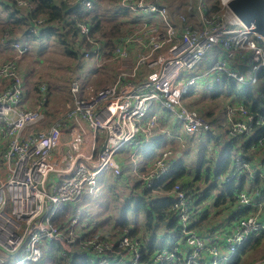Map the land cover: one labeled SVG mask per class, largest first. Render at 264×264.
<instances>
[{
  "label": "built area",
  "instance_id": "built-area-1",
  "mask_svg": "<svg viewBox=\"0 0 264 264\" xmlns=\"http://www.w3.org/2000/svg\"><path fill=\"white\" fill-rule=\"evenodd\" d=\"M14 1L25 11L35 2ZM62 1L75 7L85 21L94 16L97 0ZM230 1L219 0L226 10L222 13L221 8L209 12L201 0H189L183 13L154 0H118L117 7L135 21V26L127 28L110 50L105 42L98 43L89 36L86 23L79 22L80 34L92 44L85 58L94 61L96 68H104L109 62L119 63L120 68L112 84L87 96H83L81 82L72 80V107L48 128H39L43 130L29 128L37 125L43 112L25 107L24 85L17 71L23 51L19 43H8L17 59L0 66V79L11 81L0 92L1 138L5 144L0 166V264H37L44 252L53 249L72 257L79 238L75 227L80 220L71 214L62 232L56 224L61 213L70 203L78 202L85 191L94 195L97 179L106 172L120 175L118 153L129 149L128 157L135 161L151 144L154 133H168L157 120L158 112L173 115L189 137L210 134L211 124L181 104L201 80L192 72L208 52L213 53L214 61L201 75L208 89L225 81L253 90L264 81V38L230 12ZM39 91V105L43 107L46 85H40ZM256 105L254 108L243 100L227 111L226 133L232 147L225 149L224 145L222 151H227L230 164L225 171L217 170L216 179L223 185L221 191L230 184L235 186L236 210L221 228L223 241L200 236L193 224L197 203L192 193L174 184L160 195L169 199L179 238L171 249L157 248L151 264H228L254 234L264 233V156L263 163L256 165L241 150L251 145L254 152L264 151V104ZM79 121L87 128L66 137L63 130L67 125ZM216 151L208 148L210 153ZM213 158L211 155L210 160ZM176 163V153L165 149L145 174L140 176L144 172L137 171L134 175L143 188L154 190L160 183L171 181ZM258 180L263 181L262 186H257ZM242 181L245 187L237 189ZM80 247L91 255L86 264H138L141 259V246L130 229L117 237L89 238L80 242ZM115 248L120 249L117 252L121 256L112 255ZM19 253H23L21 259ZM258 264H264V258Z\"/></svg>",
  "mask_w": 264,
  "mask_h": 264
},
{
  "label": "rangeland",
  "instance_id": "rangeland-1",
  "mask_svg": "<svg viewBox=\"0 0 264 264\" xmlns=\"http://www.w3.org/2000/svg\"><path fill=\"white\" fill-rule=\"evenodd\" d=\"M117 2L118 0H104V8L102 9L103 14L99 16L100 28L102 31L116 27V25L119 24V21L123 18V16L116 19L112 18L109 7L112 3L118 12L121 14L123 13V11L117 7ZM194 2L197 3V0H194ZM213 2L214 0H201V3L204 4L205 8L209 12L212 11ZM188 4L189 0L187 2V6ZM221 4L220 11L225 13L226 10L222 8ZM3 8L4 7H1L0 5V28L3 26V23L7 21L8 15V12H5ZM183 9L185 10L186 8ZM133 26L135 25L129 23L126 25V29ZM16 32H18V30ZM41 44L45 45V50L42 52H40L39 49ZM22 45L20 44L21 47ZM32 45L33 44L30 42L25 44V46L30 47ZM34 47L33 52L30 50L27 51L28 53L26 52L27 54L21 58V62L19 64V67L20 65L23 67H21L23 75L20 76L24 85L25 99H27L25 103L27 105L25 106H27L29 110L37 109L40 112H43V117L37 125H33L29 128L43 130L39 128L48 127L49 124L55 123L58 119H62L63 116H65L74 102L73 97L69 92V85L72 78H74V80L80 79L79 81L81 82L83 88V96H87L94 94L100 89L112 84L117 74L118 68L116 66L109 65L114 64L112 62L106 64L104 68H96V63L86 59L85 57V59L79 60L71 59L70 57L64 55L56 39L51 36H46L45 39H41ZM0 52H4V49L0 48ZM9 52L10 54L12 53L9 59L8 57L0 56V64L17 59V53L15 50H10ZM105 58L108 59L109 56H106ZM213 61V53L208 52L198 68L194 70L192 74L203 80L201 75L211 67ZM77 77H79V79H77ZM1 82L2 79H0V86L2 84ZM42 84L46 85L48 93V102L45 105V108L39 105L38 101V87ZM226 85L229 86V84ZM7 86H9V83L3 85L0 92ZM192 89V92L181 100V104L187 109L196 111L203 119L211 124L212 130L210 132V137L209 134L205 133H199L196 136L189 137L180 128L173 115L168 117L170 118V122L175 124L178 128V131L175 133L178 136L176 140L177 144L180 145L182 143L189 149L186 153L187 156L182 154L181 157L184 174L180 178V181L186 185H193V191H191V193L193 194L195 201L196 198H198V194L195 195L194 192L202 193V189H205L206 187V182L216 186L212 190H209L210 198L205 201L202 200L203 202L201 201V203H199L196 209L199 214L196 217L194 216V218H198L200 217V214L205 213H207L205 215H210L212 217L216 215L214 211L216 208V205L214 204L215 199L220 195L223 187L220 181L216 179V161L220 157L226 156L227 151H222V149L226 143L230 142V138L226 133L229 126L227 120L228 107L237 103H242L244 100L243 94L246 91V86L236 85L234 89L225 87L224 89H221V95L217 98L213 97L215 90L208 89L205 81L204 85L200 81L197 82ZM249 90L251 91V89ZM259 90H264V81L258 82L256 90L254 91L255 96L259 94ZM209 113H212V116H208ZM158 119L159 117L157 120ZM167 135L169 136V133ZM199 136L204 137L203 139H200ZM209 147L216 148L218 151L210 153L208 152ZM165 149H171L174 152L177 151L175 146L167 147L162 145L159 152L155 153V159H157L160 153ZM235 150L236 148L232 149V153L235 152ZM131 152L132 151H130V153ZM211 155H214L213 160H210ZM203 157L205 163L202 168H200V162ZM139 158L140 157L137 159L138 164H140ZM134 162L135 161L130 159L131 167L125 170V174L128 176V181L131 186L130 187L128 185L129 189L126 192L118 190L120 187H125V184L121 182L122 180H119L120 177L113 176L110 172H106L97 179L94 195H90L87 191H85L78 202H72L69 206L65 207L62 212L63 215H60L59 218H67L71 214L77 215L80 220L79 223H88L89 226L97 228L98 231L101 232L102 236L107 235L109 229L121 221H125L129 224L138 223L139 226H141V232L146 234V231L144 230L146 212H137L136 204L139 200H142L146 205H148L151 200H156L155 198L160 196H157L156 193H143L142 191H139L141 189L140 187L133 188L139 182L136 175L133 174L134 170L137 168V162ZM152 162L153 161L151 160L149 161L151 164ZM147 170H149V164L145 171H143L144 173L140 176L145 174ZM197 175L199 178H196ZM159 187H155L154 190H159ZM134 189L136 191H134ZM128 206L129 208L125 210ZM222 215H227V211L222 212ZM210 224L211 223L209 222L204 223L202 225L203 231ZM253 237L259 239L260 234L256 233ZM176 243L177 242H174L171 237L167 238L165 241V245L167 246L172 244L175 245ZM73 249L75 251V246H73ZM47 252L51 251H46V253ZM60 253L62 255V250ZM22 255L23 253H19L18 259H21ZM263 258L264 235L258 240L255 246L246 249V253L242 255L238 264H258Z\"/></svg>",
  "mask_w": 264,
  "mask_h": 264
},
{
  "label": "trees",
  "instance_id": "trees-1",
  "mask_svg": "<svg viewBox=\"0 0 264 264\" xmlns=\"http://www.w3.org/2000/svg\"><path fill=\"white\" fill-rule=\"evenodd\" d=\"M0 5L1 7H4L3 9L5 12H8L7 21H5L3 23V26L0 28V46H6L8 42H18L21 45L24 43L20 48V50L23 51L21 58L28 53V50L33 52V49L35 48L34 46L37 45L41 39H45L46 36H51L56 39L64 55L70 57L71 59H85V53L91 50L92 44L87 41L86 36H82L80 34V30L78 27L79 22L86 23L90 28L89 36L93 39H98V43L105 42V46L109 50L113 47L116 39L120 37L126 30V24L122 23V25L118 24L116 25V27H112L109 30L105 29L104 31H102V29L100 28L99 16H90L85 21L84 18L80 17V15L77 13V9L75 7L62 0H35L33 8L26 11L18 7L14 0H0ZM219 6V0H214L212 11L219 10ZM37 19H43L42 23L36 25L34 23V20ZM125 20L126 19H124L122 22H124ZM129 23L133 24L135 23V21L129 19ZM33 28H35L34 32L31 31ZM17 30L18 32H16ZM29 42L33 45L31 47L25 46V44ZM39 49L40 52L44 51L45 45L41 44L39 46ZM21 58L18 60V75L20 78L23 75L21 70L22 66L20 65L19 67ZM262 77L263 75L261 74L260 78ZM10 82L11 81L9 80L3 79L0 89L3 85ZM39 87L38 101L40 102L42 95L39 91ZM245 94V102H252L253 100L251 98V92L247 93L246 91ZM44 97H46V101L43 105V108H45V105L48 102L47 91L45 92ZM256 106V102H254L253 107L255 108ZM231 144L232 143H229L230 146ZM228 163L229 159L227 158L224 161V165L222 166V168L224 169ZM174 168L175 171L171 173V181L163 186V190H169L174 184H179L177 180L183 174V169L179 166L178 160ZM180 186L183 191L191 193V191H189L184 186ZM144 190L147 189L144 188ZM142 192L148 194L156 193L157 196H160L155 198L156 200H151L148 205H146L142 200H139L136 204L137 212H146V219L144 223V230L146 231V233L153 234L158 226H160L161 222H165L166 230L171 233L169 236H171V238H176L177 240L179 238V226L174 218V213L170 210L169 199L164 198L160 195V193L164 191L149 189ZM208 192L209 191H204L202 193V199H205V197H207ZM233 192L234 191L231 186L221 191L220 195L215 201V204L219 205V203H222L223 205L228 199L230 203H234L235 197ZM128 208L129 206L125 210H127ZM61 215H63V213H61ZM204 217L205 215L202 217V220L204 219ZM65 219L66 217L59 218L56 223L59 230L62 232H65V230L67 229ZM139 228L140 227L134 224H128L125 221H121L116 223L111 229H109L107 235L102 236L101 232H99L97 228L89 226L88 223L80 222L75 227L76 233L78 234L79 238L74 244L75 251L72 257H68L64 253H62L61 255L59 249H53L51 252H44L43 258L37 264H86V262L84 263V261H88V258L91 255L86 251L83 252L80 247V242L95 237L103 238L111 235L112 237H117L124 229H130L132 236L136 237L139 241V244L141 246V259L138 264H151L152 255L155 250L159 248V246H153L150 248L144 247L142 239L138 233L140 232ZM164 241H166V239H164ZM164 241H161L162 245ZM248 243L239 249L237 255L234 256L228 264L239 263L242 255L246 253V248L250 245ZM172 246L173 245H169L167 247L171 249ZM176 246L179 247L180 245ZM117 251H120V249L115 248L112 255L119 254ZM119 255L121 256L122 254ZM178 258L181 259V257ZM178 263L179 262H177V264Z\"/></svg>",
  "mask_w": 264,
  "mask_h": 264
},
{
  "label": "crops",
  "instance_id": "crops-1",
  "mask_svg": "<svg viewBox=\"0 0 264 264\" xmlns=\"http://www.w3.org/2000/svg\"><path fill=\"white\" fill-rule=\"evenodd\" d=\"M154 1L156 3H158V4H160V5L168 6L171 10L176 8V9H179L183 13L186 12V10H187V2H188V0H154ZM109 7H110V12L112 14V18L113 19H116L118 17H122L123 16V18L119 21V24H121V25H122V23H124L126 25L129 24V19H128L127 15L125 13L121 14L120 12H118L116 10V8L113 6V3ZM103 8H104V0H101V1L97 0L96 5H95V9H94V16L102 15L103 14L102 13L103 12V10H102ZM183 8H186V9L184 10ZM99 10H100V12H99ZM124 19H126L125 20L126 22L125 21L122 22ZM193 20L196 21V19H193ZM8 43H11V42H8ZM8 43H7V45H8ZM13 43H15V42H13ZM7 45L6 46H4V45L0 46L1 49H4V52H2V53L0 52V56L8 57V59H9L10 56L12 55V53L10 54L9 51L10 50H14V49H13L12 46H7ZM2 60H4V59H2ZM7 60H5V61H7ZM2 64H0V66ZM113 66H116L118 69L120 68V64L119 63H115V65H113ZM96 72H98V71H96ZM77 79H79V77H77ZM72 80H74V78H72L71 81ZM200 82H202L203 85H204V82L202 80H200ZM225 87H230L231 89H234V87H236V85L233 84V83H230V85L228 86V85H226V82L224 81L221 85H218L217 87L212 89V90H215L214 94H213V97H215V98L219 97L221 95V89H224ZM255 90H256V87L253 88V90H251V91L249 90V88H246L247 93L251 92V98L253 97L252 98L253 101L251 102V104L253 105L255 101H256V103L260 102L261 104H264V90H259V94L257 96H255V94H254ZM246 91H245V93H246ZM24 93H25V91H24ZM245 93L243 95L246 96ZM26 100L27 99H25V103H26ZM25 105H27V104H25ZM25 107L28 108L27 106H25ZM157 108L159 109V107H157ZM157 116L159 117L160 126L165 131H168L170 137L167 135L168 133H166V132H165L166 134L154 133V135H153L154 138H153L151 144L148 147H146L142 151V153L140 155H138V157H140L139 158L140 159V164H138V162H137L138 157L136 158L135 162H137V168H136V170H134V172H137V170L140 171V172L145 171V169L148 167V164H149V166L151 164V163H149V161L150 160L154 161V159L156 157L155 153L159 152V149L162 147V145H165L167 147L175 146V149L177 150L175 153H176V156H177V160H178L179 166L181 168H182V164H181L182 154L187 156L186 153H187V151L189 149L186 148L182 143L180 145L177 144L176 140H177L178 136L175 133L178 131V128H177V126H175V124H172L170 122V118L168 116H171V115H168L165 112H158ZM208 116H212V113H209ZM58 120H60V119H58ZM52 124H49L48 127L50 125H52ZM48 127H45V128H48ZM86 128H87L86 124L81 122V121L72 122V123H69L67 125V127L63 130V134L66 137H68L71 133L78 132V131H80V129L81 130H85ZM180 128H181V126H180ZM1 131H2V124L0 123V166L2 165V154H3L4 148H5V144H4V142H3L2 138H1ZM203 137L204 136H199L200 139H203ZM209 137H210V134H209ZM100 139H101V135L99 136V140ZM229 143L230 142L225 144V149L226 148L229 149V148L232 147V144L230 146ZM241 150H242L243 154H245L254 164L260 165V164L263 163L264 151L254 152V151L251 150V145H244L243 147H241ZM129 153H130L129 149H126L125 151H122V152H120V153H118L116 155V157H119V158H116V160L121 166V173H120V175H114V174L111 173L113 176L120 177L119 180H122L121 182L125 184V187L118 188V190L121 191V192H126L129 189L128 185L130 186L129 181H128V176L125 174V170L131 167V163H130V159L131 158L129 157V159H128V157H127ZM227 156L228 155H226L224 157H220L216 161V170H218V169L222 170L223 169L222 166L224 165V161L228 158ZM204 163L205 162H204V157H203V159L200 162V168H202ZM229 164H230V161H229V163L227 164V166L223 170H227L228 167H229ZM134 172H133V174H134ZM183 174H184V169H183ZM182 175H181V177H182ZM180 178L177 180V182L180 185H182L185 188H187L189 191H193L192 190L193 185L183 184L180 181ZM196 178H199V176L197 175ZM206 183L207 184H206L205 189H202L203 192L212 190L213 188L216 187L214 184H211L209 182H206ZM256 184H257V186H262L263 185V181L262 180H258ZM159 186H160L159 187L160 191H167V190H163V186H164L163 183H160ZM229 186H231L233 188V191L235 192L236 188H235V186L233 184L228 185L225 189H227ZM138 187H140L142 189V190L140 189L139 191H147V190H144V188L142 187V185L139 182L133 188H138ZM243 187H245V182L242 181L237 189H240V188H243ZM225 189H223V190H225ZM134 191H136V190L134 189ZM197 191H200V190H197ZM202 193H199V192L195 193L194 192L195 195L198 194V198H196V201L194 200L195 203H197V206L199 205V203H201L200 201L202 199ZM192 197H193V194H192ZM208 198H210V191L208 192L207 197H205V199H202V200L205 201ZM193 199H194V197H193ZM216 199H215V201H216ZM214 204H215V202H214ZM215 205H216V208L214 209V211H215L216 215L211 217L210 215H205L207 213L200 214V217L195 218V220L193 221V224H194V227L197 229L198 233L200 234V236L205 237V238L216 239V241L221 242V241H223V235L221 233V228L225 225V223L228 222L229 219L232 218L233 213L235 212L236 209H235L234 203H230L229 199L226 200V203L223 204V205H222V203H219V205H217V204H215ZM225 211H227V215H222V212H225ZM261 213L264 214V198L262 200ZM198 214H199L198 211H196L195 217ZM204 215H205V217H204V220L202 221V217ZM213 217H215V218H213ZM206 222H209L211 224L208 225V227L203 231L202 225L204 223H206ZM134 225H136V226L141 228V226H139L138 223H136ZM138 233H139V235H140V237L142 239L143 246L146 247V248H150V247H153V246H155V247H158V246L159 247H167V245H165L164 239H167V238L171 237V236H169L171 233L166 230L165 222H161L160 226H158V228L156 229V231L153 234H151V233H146L145 234V233L141 232V230ZM263 235H264V233L260 235L259 239ZM172 239L175 242L176 238H172ZM259 239H256V238L252 237L250 239L249 243H248L250 245L247 248L255 246V244L258 242ZM161 241H164L163 245H162ZM85 262L86 261H84V263Z\"/></svg>",
  "mask_w": 264,
  "mask_h": 264
},
{
  "label": "water",
  "instance_id": "water-1",
  "mask_svg": "<svg viewBox=\"0 0 264 264\" xmlns=\"http://www.w3.org/2000/svg\"><path fill=\"white\" fill-rule=\"evenodd\" d=\"M227 7L243 25L264 38V0H231Z\"/></svg>",
  "mask_w": 264,
  "mask_h": 264
}]
</instances>
